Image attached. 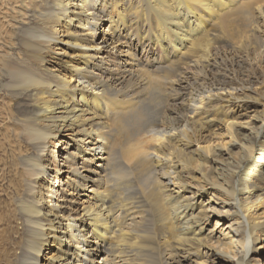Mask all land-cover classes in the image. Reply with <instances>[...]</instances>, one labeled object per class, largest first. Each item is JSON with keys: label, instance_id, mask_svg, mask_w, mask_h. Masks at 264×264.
<instances>
[{"label": "bare ground", "instance_id": "obj_1", "mask_svg": "<svg viewBox=\"0 0 264 264\" xmlns=\"http://www.w3.org/2000/svg\"><path fill=\"white\" fill-rule=\"evenodd\" d=\"M262 203L264 0H0V264H264Z\"/></svg>", "mask_w": 264, "mask_h": 264}, {"label": "rangeland", "instance_id": "obj_2", "mask_svg": "<svg viewBox=\"0 0 264 264\" xmlns=\"http://www.w3.org/2000/svg\"><path fill=\"white\" fill-rule=\"evenodd\" d=\"M107 23L108 22H105L106 25H107ZM68 27H72V24H70ZM103 28L106 29V27H103ZM56 30H58L57 31L59 33V36L58 37L61 39V41L64 40L66 38V35H65L66 34L65 33L66 27L64 26V23H62L61 25H57L56 26ZM62 44L63 45L61 47L64 49L62 52L64 53V55H66L67 57H69L70 56L69 54L71 52L70 47H67L64 43H62ZM57 52L58 51L55 52V55H54L55 57L57 56L56 55ZM64 55H61V57L58 56L55 59L62 58V56H64ZM55 61L56 60H54V61H52L50 63L52 65H54ZM47 66H51V65L50 64H47ZM243 103H244L245 107L241 110L240 113H238L239 118L238 119L237 118H234V119H237V120H235V122H237V124L244 125V126H239L238 127V131H240V132L241 131H247L248 130L245 126H246L247 122H249L250 120H252V119H249V118L253 117L255 115V113H258L260 111L259 110L260 107L257 105V103H255V102H253L251 100L244 101ZM216 125L217 126H220L219 128H221V130L218 132V131H216L217 129L216 130L213 129V130L216 131L215 132V135L207 138L206 140L200 141V146H198V147H200V148H204V147H212V148L227 147L224 150H222L223 153L226 152L227 150H234V146L235 145L231 144V142H230L231 141V138L226 134V131L225 130L224 131L222 130V129H224L223 124L221 125L220 122H217ZM208 127H210V126H208ZM207 142H210V143H207ZM196 147L197 146H195L194 148L196 149ZM52 149H53V146L48 151H50ZM237 153H238V151H234L232 154H237ZM208 190H211V189L209 188ZM188 192L189 193H187V195H191L192 193H194V189H189ZM215 192L217 194H220V192H218V191H215ZM84 193H86V191L83 192V194ZM209 197H211L210 194H208L204 198H206L207 200L208 199H212V201L214 202V204H216L217 206L220 204V203L217 202L216 199L209 198ZM219 200H222V198L219 199ZM197 201L199 203L200 199H197ZM203 202L206 203V201H203ZM261 208L264 209V203H262ZM222 218L224 219L223 222H219V219L217 217L211 218L208 221V223H207L206 226L208 227V229H210V228L212 229V228L218 226L219 227L218 228V231H217V233H218V232L221 231V229L223 228V226L226 225L227 222H228V221H226L227 218L225 216H223ZM47 252H49V251H47ZM263 254H264V251H263ZM199 264H200V262H199ZM208 264H212V263H208ZM215 264H226V263L221 261V262H216Z\"/></svg>", "mask_w": 264, "mask_h": 264}]
</instances>
